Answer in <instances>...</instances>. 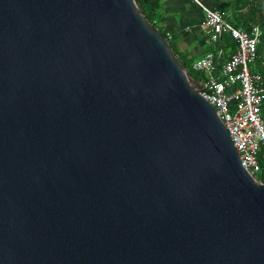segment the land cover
Masks as SVG:
<instances>
[{"label":"water","instance_id":"95a60500","mask_svg":"<svg viewBox=\"0 0 264 264\" xmlns=\"http://www.w3.org/2000/svg\"><path fill=\"white\" fill-rule=\"evenodd\" d=\"M135 0H0V264H264V182Z\"/></svg>","mask_w":264,"mask_h":264},{"label":"built area","instance_id":"2783aa9c","mask_svg":"<svg viewBox=\"0 0 264 264\" xmlns=\"http://www.w3.org/2000/svg\"><path fill=\"white\" fill-rule=\"evenodd\" d=\"M203 11L202 27L207 44L213 49L196 59L192 68L208 75L201 90L202 96L215 108L236 147L241 164L252 175L259 171L260 156L264 157V76L250 67L256 56L260 30L235 27L216 7L196 0ZM225 33L237 44L220 67L218 59L224 53L216 42Z\"/></svg>","mask_w":264,"mask_h":264},{"label":"trees","instance_id":"16d2710c","mask_svg":"<svg viewBox=\"0 0 264 264\" xmlns=\"http://www.w3.org/2000/svg\"><path fill=\"white\" fill-rule=\"evenodd\" d=\"M135 1L138 7L144 12L147 20L154 23L161 34L168 40L174 53L185 66L192 78L196 82L204 80L208 74L205 71H196L192 68V64L196 60L195 57L193 58L187 51H180L174 40L169 37L168 32L159 23L161 16V5L159 0ZM224 10L227 14H230V16L233 17V23H231L235 27L250 31L254 26H258L260 30V40L257 46L255 59L252 62L250 69L252 72L257 71L264 76V0H233L232 3L228 4V6H224ZM215 45L217 48L222 47L224 51L226 48L232 49V52L236 51L237 49V44L228 33L223 34ZM211 49H213V47L208 45V49L205 51V53ZM223 59V55L219 57L218 67H220L221 64L226 60ZM262 113L264 114V106H262ZM259 163V171L255 172L254 176L257 180L264 182V157L260 156Z\"/></svg>","mask_w":264,"mask_h":264},{"label":"crops","instance_id":"0c3cea01","mask_svg":"<svg viewBox=\"0 0 264 264\" xmlns=\"http://www.w3.org/2000/svg\"><path fill=\"white\" fill-rule=\"evenodd\" d=\"M209 7L219 8L223 13L224 6L233 0H199ZM161 5L160 22L176 43L180 51H187L195 59L208 49L202 27L203 11L196 0H159ZM232 49L226 48L223 60L228 59Z\"/></svg>","mask_w":264,"mask_h":264},{"label":"rangeland","instance_id":"374dc122","mask_svg":"<svg viewBox=\"0 0 264 264\" xmlns=\"http://www.w3.org/2000/svg\"><path fill=\"white\" fill-rule=\"evenodd\" d=\"M229 13V12H228ZM224 17L229 21L232 22L233 21V17L230 16V14H227L226 12L224 13ZM159 23L161 24V22L159 21ZM233 23V22H232ZM162 25V24H161ZM209 45V44H208Z\"/></svg>","mask_w":264,"mask_h":264},{"label":"clouds","instance_id":"9594fccd","mask_svg":"<svg viewBox=\"0 0 264 264\" xmlns=\"http://www.w3.org/2000/svg\"><path fill=\"white\" fill-rule=\"evenodd\" d=\"M231 23V22H230Z\"/></svg>","mask_w":264,"mask_h":264}]
</instances>
